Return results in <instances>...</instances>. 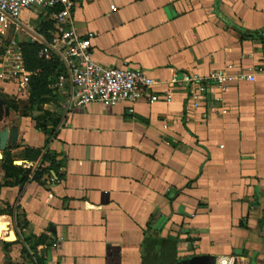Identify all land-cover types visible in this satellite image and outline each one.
<instances>
[{"label": "crops", "instance_id": "obj_1", "mask_svg": "<svg viewBox=\"0 0 264 264\" xmlns=\"http://www.w3.org/2000/svg\"><path fill=\"white\" fill-rule=\"evenodd\" d=\"M41 21L69 24L51 9L23 10L0 22V48L40 47ZM70 21L92 34L103 65L128 63L162 82L212 71L255 78L223 91L208 84L197 107L184 86L170 102L129 111L99 102L65 110L55 79L32 104L30 87L19 94L0 75V129L17 133L0 158V264H143L148 252L170 264L200 254L264 264V0H76ZM4 165L26 179L6 178Z\"/></svg>", "mask_w": 264, "mask_h": 264}, {"label": "built area", "instance_id": "obj_2", "mask_svg": "<svg viewBox=\"0 0 264 264\" xmlns=\"http://www.w3.org/2000/svg\"><path fill=\"white\" fill-rule=\"evenodd\" d=\"M76 0H0V22H16L23 10L38 7L51 9L52 18L68 20L63 26L57 23L50 32V38L41 41L37 57L46 61L58 62L63 70L57 73L52 88L65 92L61 106L83 108L92 102L114 106L127 103L129 111L139 101L155 102L164 100L170 102L174 89L187 86L189 102L197 107L203 98V92L208 84L223 91L230 83L253 81L255 72L230 74L223 71H212L206 76L196 74L174 73L167 81L162 82L150 77L142 69L128 63L119 66H107L92 59V34H80L70 21L71 12ZM0 75H7L16 81V92L25 94L29 90L31 78L40 69L30 70L24 65L18 44L11 40L0 48ZM163 86V93L156 92L157 87ZM219 98L216 97V100ZM210 112L225 113L226 109L211 106ZM54 180L53 177L50 178ZM235 256L220 255L215 258V264H234Z\"/></svg>", "mask_w": 264, "mask_h": 264}, {"label": "trees", "instance_id": "obj_3", "mask_svg": "<svg viewBox=\"0 0 264 264\" xmlns=\"http://www.w3.org/2000/svg\"><path fill=\"white\" fill-rule=\"evenodd\" d=\"M39 32L43 34L47 39L50 37L47 32L52 29L51 21H41L38 25ZM39 48L36 42H25L21 44L22 56L24 60L25 67L30 70L39 68L40 72L34 75L29 83L30 87V100L32 104L43 103L47 100L44 98L45 95L49 94L51 90L48 85L55 79L57 73L63 70V67L58 62L46 61L37 57V50ZM44 115V114H43ZM41 118L44 116L41 115ZM40 127L44 128V124H39ZM30 151V150H29ZM27 151L28 158H36L40 155V150H32V155ZM42 160H47L50 162V168L56 171L57 164L54 161V155L46 151L42 155ZM6 178L8 176H14L16 182L22 183L27 177V171H24L21 167H16L12 165H4ZM40 172H34L33 178H37ZM10 182L5 181L3 185H9ZM2 185V184H0ZM5 244H8L7 242ZM148 256L143 258V264H170L173 261V256L165 255L162 258H156L150 252L147 253ZM43 264V263H41Z\"/></svg>", "mask_w": 264, "mask_h": 264}, {"label": "water", "instance_id": "obj_4", "mask_svg": "<svg viewBox=\"0 0 264 264\" xmlns=\"http://www.w3.org/2000/svg\"><path fill=\"white\" fill-rule=\"evenodd\" d=\"M16 135V131H11L7 127L0 129V158L1 151L7 146V141L9 140L8 145H11L16 139ZM6 229V222H0V232ZM215 258L216 256L210 254L191 255L176 261L174 264H215Z\"/></svg>", "mask_w": 264, "mask_h": 264}, {"label": "bare ground", "instance_id": "obj_5", "mask_svg": "<svg viewBox=\"0 0 264 264\" xmlns=\"http://www.w3.org/2000/svg\"><path fill=\"white\" fill-rule=\"evenodd\" d=\"M0 222H3V219H0ZM1 233H2V232H0V236H1ZM6 239H7V240H12V239H13V234L11 233L10 235H7V236H6Z\"/></svg>", "mask_w": 264, "mask_h": 264}, {"label": "rangeland", "instance_id": "obj_6", "mask_svg": "<svg viewBox=\"0 0 264 264\" xmlns=\"http://www.w3.org/2000/svg\"><path fill=\"white\" fill-rule=\"evenodd\" d=\"M30 15H28V17H29Z\"/></svg>", "mask_w": 264, "mask_h": 264}]
</instances>
